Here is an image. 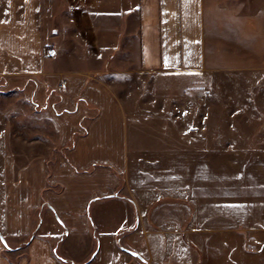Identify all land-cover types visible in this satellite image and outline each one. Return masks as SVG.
Listing matches in <instances>:
<instances>
[{
	"label": "crops",
	"instance_id": "obj_1",
	"mask_svg": "<svg viewBox=\"0 0 264 264\" xmlns=\"http://www.w3.org/2000/svg\"><path fill=\"white\" fill-rule=\"evenodd\" d=\"M24 1L0 0V92H20L27 100L40 102L36 106L55 126L58 100L59 109L66 111L60 115L76 119L60 142L79 138L67 154H54L53 161L49 155H37L17 167L15 158L4 159L0 264H66L59 259L56 242H62L58 247L66 258L73 256V246L82 243L78 242L82 236L87 238L81 248H88L102 224H95L92 216L97 219L98 212L93 214L90 208L94 205L97 210L103 203L125 210L126 203L135 206L132 216L128 211V221L134 224L137 219L134 231L142 236L144 250L139 251L130 239L127 248L119 247L144 264H264V149L205 145L200 140L206 128L194 120L191 124L196 126L191 125V134H186L188 146L175 142L165 147L141 149L134 143L128 147L127 112L109 81L128 70L107 68L118 52L127 51L126 64L146 75L207 81L209 72L230 64L264 69V37L260 38L264 18L257 19L259 13L264 16V0H101L102 15L89 19L80 14L78 20L81 33L87 35L83 40L90 43L88 34H98L95 42L103 43L102 49L110 48V55L100 60L99 68L68 70L58 81L53 69L45 68L43 59L52 55L44 54L37 43L32 7L30 12L16 10ZM256 21V35L260 30L256 39L263 45L252 57L248 53L241 57L238 51L252 50L241 42L245 28ZM25 28L32 36L25 35ZM233 51L239 57L231 62ZM153 205L162 209L154 212ZM46 219L60 227L61 238L41 232L31 236L38 220ZM1 237L11 250H6L8 244ZM28 238L25 253L17 243L11 244ZM93 249H88L90 254Z\"/></svg>",
	"mask_w": 264,
	"mask_h": 264
},
{
	"label": "rangeland",
	"instance_id": "obj_2",
	"mask_svg": "<svg viewBox=\"0 0 264 264\" xmlns=\"http://www.w3.org/2000/svg\"><path fill=\"white\" fill-rule=\"evenodd\" d=\"M99 2L98 6L89 3H71L68 0H41L38 3L25 0L17 4L16 10L19 13L27 9L30 12L32 7L38 35L37 43L44 54L52 55L45 56L43 60L45 68L50 66L53 69L55 81L62 80L63 74L69 72L68 70L86 72L91 68H99L100 60L105 55H110V48L102 49L103 43L95 42L98 34H88L90 43L83 40L87 35L81 33V20H78L80 14H86L89 19L102 15L105 3L101 0ZM110 6L112 9V5ZM56 17L61 21V30L59 35L52 37L49 32ZM263 18L261 13L257 15L260 22ZM73 19H76L79 24H74ZM258 29L257 21L254 26L245 28L243 34L245 41H242L241 45L246 47L250 44L252 50L248 48V51L245 49L238 51L241 57L245 56V53L252 57L257 47L263 45L256 39L260 34L259 30L256 35ZM25 35L30 37L32 33L25 28ZM100 35L102 34L100 33ZM231 42L235 45L234 40ZM25 44L28 45V41ZM104 46H110V43ZM50 49L54 51L53 54H49ZM236 52L233 51V55H229L231 62L239 57ZM234 57L236 58L234 59ZM127 58V51L123 54L118 52L115 55L114 64L111 63L107 68L113 69V66L116 65L119 67L115 66V68H119L123 72L128 70L126 75L120 74L119 77H112L109 80L127 112L128 147L132 148L133 143L135 147L141 149L165 147L174 146L175 142H181L177 146H188L191 142L189 141L190 137L188 139L186 134H191V125L196 126L191 124L194 120V123L198 121L200 126L206 128L201 131L205 138L200 140L204 141L205 145L216 149H264L263 67L247 69L230 64V66H221L219 69L209 72V77L206 76L209 78L207 81H199L197 77L191 78L195 80H188L185 76L175 78L161 73L146 75L134 72L126 64ZM231 58L233 59L231 60ZM242 59L245 60V57ZM189 90H193V92H189ZM64 91L67 92V90ZM35 103L42 105L36 100ZM35 103L27 100L20 92H0V171L7 156L15 158L17 167L37 155H49L53 161L54 154H67L71 144L79 138L78 136L76 139L73 137V140L71 139L67 144L60 142V137L64 140L65 136H68L67 128L75 126L76 119L60 115L63 112L66 114V111L59 109L58 100L55 110L57 114L56 126L47 119L43 109L36 106ZM200 141L198 142L202 143ZM48 166L47 168H52L50 160ZM126 206L127 210L115 203L112 205L103 203L96 210L93 205L90 212L93 214L98 212V218L95 219L92 216V220L95 221V224L102 221L101 225L98 224V235H93L94 241H90L88 248H81L87 237L79 238L78 242L82 243L73 244V256L70 258L63 257L60 250L62 247H58L59 244L62 245V242L57 240L55 247L59 259L66 264H128L129 261L131 264H144L138 259H133L129 253L119 247L120 244L122 248H127L130 239L135 241L139 251L143 252L144 250L143 241L140 242L142 236L136 235L138 234L137 230V232L134 231L138 225L137 219L134 224L132 221H128V211L132 216L137 209L130 203H126ZM161 209L162 207L154 209L153 205L154 212ZM148 212H151V208ZM40 215L41 219L45 220V214L41 213ZM40 221L38 220L35 225L34 232L36 234L38 232L46 235L51 234L52 238L54 235L57 237L58 234L59 238L63 236L57 225L47 223V219L45 223L43 220L42 223ZM16 243L22 247L21 249L25 253L26 241L11 242L12 246H16ZM8 245L10 247V244ZM90 247L95 249L91 254L88 250ZM173 249L175 250V245L170 248V251ZM14 259L16 258L14 257ZM140 259L143 260L141 257Z\"/></svg>",
	"mask_w": 264,
	"mask_h": 264
},
{
	"label": "water",
	"instance_id": "obj_3",
	"mask_svg": "<svg viewBox=\"0 0 264 264\" xmlns=\"http://www.w3.org/2000/svg\"><path fill=\"white\" fill-rule=\"evenodd\" d=\"M60 30H61V21L58 17H56L52 23V27L50 29L49 35L52 37L57 36V35H59ZM1 240H2L3 244L5 246H7V242L5 241V239L3 237H1Z\"/></svg>",
	"mask_w": 264,
	"mask_h": 264
},
{
	"label": "trees",
	"instance_id": "obj_4",
	"mask_svg": "<svg viewBox=\"0 0 264 264\" xmlns=\"http://www.w3.org/2000/svg\"><path fill=\"white\" fill-rule=\"evenodd\" d=\"M73 143V142H72ZM73 146V144H71V146L70 147H72ZM69 147V148H70ZM35 231V230H34ZM32 232V234H31V236L33 237L36 233L35 232ZM31 238V237H30ZM30 238H28L27 240H26V244L28 243V241L30 240ZM7 251H9V250H11V248L9 247V245H8V247H7V249H6ZM57 254H58V252H57Z\"/></svg>",
	"mask_w": 264,
	"mask_h": 264
},
{
	"label": "built area",
	"instance_id": "obj_5",
	"mask_svg": "<svg viewBox=\"0 0 264 264\" xmlns=\"http://www.w3.org/2000/svg\"><path fill=\"white\" fill-rule=\"evenodd\" d=\"M53 53H54V51L52 49H50L49 54H53ZM63 84H66V82L64 81Z\"/></svg>",
	"mask_w": 264,
	"mask_h": 264
}]
</instances>
